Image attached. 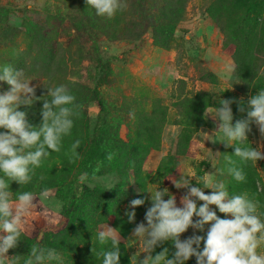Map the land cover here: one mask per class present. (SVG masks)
Wrapping results in <instances>:
<instances>
[{
	"label": "rangeland",
	"instance_id": "rangeland-1",
	"mask_svg": "<svg viewBox=\"0 0 264 264\" xmlns=\"http://www.w3.org/2000/svg\"><path fill=\"white\" fill-rule=\"evenodd\" d=\"M185 8V15L179 22L172 41L167 48H163L155 45L150 30L141 39L133 41H113L104 36L96 38L90 33L78 32L71 24L72 7L68 2L0 0V66H15L14 59L18 55H38L35 52V42L39 41L45 52L49 49L53 50L54 55L63 56L65 61L61 68L65 78L80 88L100 91L101 98L111 108L110 118L119 116L121 120L117 124L116 135L118 140L125 143L136 138L133 122L138 108L141 111H155V118L164 114L162 126L154 130L156 133L152 146L145 150L141 181L133 177L132 171H128V180L122 186L121 194L112 199L115 206L110 209L102 200L112 195L116 189L118 174H90L86 180H80V172L73 180V187L82 204L72 219L70 232L58 233L63 227V217L60 214L63 202L55 195L56 189L51 188L47 200L41 204L38 203V198L34 201L37 208L22 230V240L16 248L9 250L8 256H27L31 247L42 245L57 249L63 258V264H102L100 253L111 247V241L100 244L96 240V234L108 225L116 229L119 235L120 264H134L135 258H131L133 255L137 253L143 258L146 254L140 253L143 248L133 235V229L140 222L146 223L145 212L151 205L150 193L146 191H154L158 186L156 183L161 188L169 189L176 197L178 206H181V198L187 191L186 188H177L173 183L180 175L193 177V184L196 183L195 178H199L201 187L205 186V179H220L225 182L230 193L242 189L236 194L249 195L248 188H243L240 184L236 188V183L234 187L231 185L233 176L228 172L230 160L235 161V166L240 168V158H235L234 145H226L227 138L222 131L215 135L218 122L210 114L207 116L209 111H214L212 106H219V99L237 102L244 97L237 87L233 72L227 69L228 65H234V47L225 41L211 14H222L227 21H245L242 29L246 34L253 33L254 27L248 29V26L253 24L254 18L263 20L264 23V0H246L234 5L231 0H190ZM58 50L62 52L58 54ZM39 67L37 69L40 74L42 72ZM170 68L173 69L171 74L168 72ZM261 69L264 71V63ZM30 73V86H34L36 90L42 78L36 74L34 67ZM180 80L184 82L182 93L190 96L205 92L211 100L204 112V125L189 131L183 137L184 142L180 141L184 125L179 121L176 107L177 96L180 94L177 83ZM9 87L6 82L0 81V91H6ZM84 104L83 102L82 105ZM125 104L133 107V113L118 110L119 106ZM236 106L240 107V104ZM84 109L91 138L94 128L98 126L99 107L95 102H88ZM112 110L115 111L114 114ZM232 111L233 122L246 118V110L241 112L239 108L232 107ZM250 127L251 131L247 134L249 143L253 147L264 149V134L260 133L254 123ZM142 134L143 137L149 136V132ZM150 135L152 136L151 133ZM137 136L139 143H146L140 133ZM70 137H65L64 143H69L71 149ZM230 143L239 144L237 141ZM163 158L166 159L167 169L159 173L158 168ZM78 161L80 158L75 159L76 163ZM252 165L256 171L258 189L264 195V159L257 163L252 161ZM208 173L216 174L209 177ZM204 191L209 193L212 189L205 188ZM137 197H143L145 204L136 207L135 220L129 222L125 213L131 210L130 201ZM167 198L166 196L165 199ZM261 199L263 208L261 210L258 207V212L264 213V196ZM197 203L199 205L203 202ZM212 207L215 208L214 205ZM217 215L223 217L225 214L217 209ZM194 231L205 235L207 226L203 233L189 228L181 234V239L191 236ZM165 247L171 256L175 249L170 241L158 246L153 255ZM258 251H264V243ZM52 264L58 262L54 261ZM186 264H196L195 257L190 258Z\"/></svg>",
	"mask_w": 264,
	"mask_h": 264
},
{
	"label": "clouds",
	"instance_id": "clouds-1",
	"mask_svg": "<svg viewBox=\"0 0 264 264\" xmlns=\"http://www.w3.org/2000/svg\"><path fill=\"white\" fill-rule=\"evenodd\" d=\"M86 3L92 6L97 16L109 18L127 7V0H86ZM227 69L229 72L235 70L234 65H228ZM168 72L171 74L173 69ZM0 81L10 86L8 90L0 91V264H52L54 261L63 264L57 249L42 245L31 247L27 256L10 257L8 252L22 240V230L37 208L36 198L41 204L49 198L51 191L45 187L37 192L23 186L32 182L35 170L52 152L61 150L64 137L72 133L79 105L64 84L47 88L46 99L37 97L35 87L30 86L32 79L25 70L11 64L0 66ZM38 99L43 100L42 119L36 126L29 122L27 111L20 110V106L31 107ZM231 104L229 99H219V106H212L214 111L208 112L207 116L210 114L218 122L215 135L222 131L227 138L226 145L235 146V156L242 161L257 163L264 159V149L253 147L247 134L253 123L264 134V89L249 96L246 107L241 102L239 111L246 110V118L233 122ZM80 143L76 139L71 144L70 159L80 158L77 150ZM244 144L249 146H239ZM228 172L238 181L244 179V172L235 166V161L230 160ZM215 174L208 173V176ZM88 176L84 172L79 179L86 180ZM192 178L180 175L173 180L177 188L187 189L181 198V206L177 205L176 197L169 189L161 188L159 183L154 191H146L151 200L144 216L146 223L140 222L133 229V235L143 248L140 253L146 255L143 258L137 253L133 255L134 264H186L192 257H195L196 264H264V251H258L264 243V213L258 212V202L246 193H230L223 180L205 179V186L201 187L199 178H195V184ZM13 181L20 185L17 192L10 188ZM205 188L212 191L206 193ZM197 201L203 203L198 205ZM143 204V197L130 201L131 210L125 213L129 222L135 220L136 207ZM217 209L225 215L218 216ZM205 226V235L194 231L191 236L181 239V234L189 228L203 233ZM96 240L100 244L111 241V247L100 253L102 264H120L121 250L116 229L106 225V229L97 232ZM166 241L174 246L171 256L166 247L153 255L155 249Z\"/></svg>",
	"mask_w": 264,
	"mask_h": 264
},
{
	"label": "trees",
	"instance_id": "trees-1",
	"mask_svg": "<svg viewBox=\"0 0 264 264\" xmlns=\"http://www.w3.org/2000/svg\"><path fill=\"white\" fill-rule=\"evenodd\" d=\"M57 1L71 4L72 15L70 20L78 32L90 33L91 36L93 35L96 38L104 36L113 41H133L141 39L150 30L155 45L167 48V45L172 41L179 22L185 15V7L190 0H127V7L117 11L110 18L97 16L95 10L90 4L86 3V0ZM244 1L246 0H231L233 5ZM211 17L218 24L225 41L234 47L232 60L235 70L233 71V76L238 89L244 94L243 98L231 104L233 108L238 109L237 104H241L242 101L245 104L249 96L255 95L259 89H264V71L261 69L264 63V23L263 20L254 18L253 24L248 26V29L254 27L253 33L246 34L247 32L242 29L245 21H227V18H224L222 14L220 16L211 14ZM245 20L247 22V17H245ZM38 42H35V52L38 55H18L14 59L16 64L14 67L23 68L28 77L31 74L30 70L33 67L35 68L36 74L42 78L41 84L35 90L36 96L41 97V99L48 98L45 97L48 94L47 88L58 84L66 85L76 97V103L79 105V114L74 117V127L71 135H69L71 136L69 140H71L70 143H73L76 139L80 140L81 143L77 149L80 152V161L76 163L75 159H70L71 149L69 143H64L66 142L64 137L61 150L52 152L43 164L35 170L32 182L24 185L23 188L37 192L45 187L56 189L55 195L63 202L60 212L63 217V227L58 233L67 234V232H70L72 219L82 204L81 198L73 187V180L76 175L80 172H87L89 176L90 174L101 175L105 172L118 174L119 182L116 185V189L112 195L102 200L111 209L115 206L112 199L115 198L114 196L121 194L122 186L127 183L128 171H132L133 177L141 181V168L144 162L145 150L152 146L154 134L156 133L154 130L162 126L164 114L155 118V111H141L138 108L137 116L133 122L136 138H131L128 143L118 140L116 135L117 124L121 120H119V116L110 118L111 108L101 98L100 91L98 89H86L85 87L80 88L65 78L64 70L61 68L63 61H65L63 56L58 57V55L53 54V50L49 49L45 52ZM61 52L62 50H58L57 53ZM38 66L41 68L42 73L40 74L38 73ZM183 83L182 80L177 83L180 94L176 100L177 113L180 117L179 121L184 125L183 136H180V141L182 142H184L183 137L189 131L191 132L204 125V112L210 106L211 101L209 94L205 92H197L190 96L184 92L182 93ZM41 99H38L31 107L20 106V110L27 111L29 122L36 126L40 124L42 119L40 109L42 108L43 100ZM83 102L85 104L95 102L99 107L98 126L94 128L91 138L89 137L90 133L84 114L85 104L82 105ZM118 110H121L122 113H133V107L128 104L119 106ZM114 113L115 111L112 114ZM147 132H149V136L143 137L142 133L146 134ZM138 133L141 134L146 143H139ZM242 146L249 145L244 144ZM165 161L166 159L163 158L158 168L159 173L167 169V162ZM240 161L244 179L238 181L233 177L231 185L234 187L236 183V188H238V184L243 188H248L249 195L253 197L248 195L249 198L257 201L258 207L262 210L263 201L261 198L264 195L258 189L256 183L257 175L252 161ZM10 188L13 192H17L20 190V185L13 181ZM240 190L242 189L235 190V192L238 193Z\"/></svg>",
	"mask_w": 264,
	"mask_h": 264
}]
</instances>
